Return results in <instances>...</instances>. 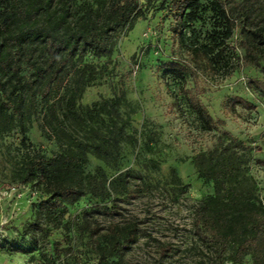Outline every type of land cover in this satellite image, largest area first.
<instances>
[{"label": "rangeland", "instance_id": "rangeland-1", "mask_svg": "<svg viewBox=\"0 0 264 264\" xmlns=\"http://www.w3.org/2000/svg\"><path fill=\"white\" fill-rule=\"evenodd\" d=\"M88 1L96 8L109 2ZM140 1L145 16L115 40L112 55L86 54L75 60L85 84L79 104L93 106L117 99L120 117H131L120 141L121 154L112 167L89 155L84 168L87 174L99 168L105 172L100 182L106 184L107 193L99 192L105 194L104 201L87 194L62 205L58 217L44 216L40 203L46 198L45 190L23 179L29 157L51 156L59 150L41 130L45 109L28 103L26 134L0 112V264H98L103 253L89 225H98L104 233L111 223L132 218L141 230L137 242L124 254L104 255L103 264H215L193 227L196 208L214 193L213 183L199 177L193 159L212 148L222 133L203 132L180 93V83L163 76L164 64L177 50L170 30L175 18L167 9L169 0ZM227 2L236 18L228 44L242 62L248 33L264 25V0ZM214 19L207 11L196 23L201 40L212 38ZM263 69L264 60L258 57L254 65L242 64L229 75L200 73L194 81L202 102L222 128L250 147V174L264 197V165L258 163H264V96L248 86L250 79L264 82ZM187 86H193L191 78ZM237 97L255 109L236 107L233 113L231 103ZM128 187L137 195H127ZM104 206H116V213H105ZM159 244L170 245L173 251L162 254ZM242 264H252L250 257Z\"/></svg>", "mask_w": 264, "mask_h": 264}, {"label": "trees", "instance_id": "trees-1", "mask_svg": "<svg viewBox=\"0 0 264 264\" xmlns=\"http://www.w3.org/2000/svg\"><path fill=\"white\" fill-rule=\"evenodd\" d=\"M203 1L169 0L167 9L175 18L170 30L177 50L164 64L163 73L164 78L180 83V93L201 130L222 133L212 148L193 159L199 177L212 182L214 188L196 208L194 234L215 264H242L246 257L252 264H264V197L250 174L251 149L211 115L194 81L200 73L229 75L242 64L254 65L258 57L264 60V25L248 33L250 40L241 62L228 44L236 18L229 13L227 0ZM207 11L214 15L215 28L210 40H201L196 23ZM145 14L140 0H109L97 8L88 0H0V112L11 126L18 125L26 134L28 103L42 105L41 130L59 148L51 156L35 153L29 157L23 179V183L36 182L45 190L40 212L46 217H58L62 205L87 194L106 199L99 193H107L106 184L100 182L105 172L99 168L95 174H87L84 168L89 155L112 167L121 154L120 141L131 117H120L117 99L93 106L79 104L85 84L75 60L86 54L112 55L115 40L132 30ZM190 78L192 87L187 86ZM248 86L264 96V82L250 79ZM236 107L255 109L239 97L231 103L233 113ZM125 193L137 195L131 187ZM115 208L101 209L114 215ZM89 227L103 253L98 264H103L106 254L129 251L141 231L133 218L111 223L104 233L98 225ZM159 245L162 254L173 251L170 245Z\"/></svg>", "mask_w": 264, "mask_h": 264}]
</instances>
